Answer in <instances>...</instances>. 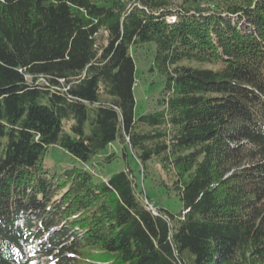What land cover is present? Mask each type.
<instances>
[{"label":"trees","instance_id":"obj_1","mask_svg":"<svg viewBox=\"0 0 264 264\" xmlns=\"http://www.w3.org/2000/svg\"><path fill=\"white\" fill-rule=\"evenodd\" d=\"M146 44L165 84L135 119ZM115 141L159 164L180 213H154L130 168L45 165ZM38 257L264 264V0H0V264Z\"/></svg>","mask_w":264,"mask_h":264},{"label":"rangeland","instance_id":"obj_2","mask_svg":"<svg viewBox=\"0 0 264 264\" xmlns=\"http://www.w3.org/2000/svg\"><path fill=\"white\" fill-rule=\"evenodd\" d=\"M154 44H146L136 49L134 52L136 59V85L134 88L135 95V119L140 115L151 113L159 110L158 98L165 84V79L159 72L153 69L154 63ZM180 64L192 67H205V64L195 60H184ZM115 153L116 158L106 161L105 157ZM46 167L59 174L64 170L74 166L84 167L95 173L102 179H107L112 174L125 171L130 168L135 176L138 192H144L147 201L156 208H164L172 213L178 214L183 209V202L174 194L159 184L161 181L168 182L170 177L161 170L159 164L155 161H149L146 164V173L140 162L134 157L129 146L124 148L119 141L113 142L106 151L95 156L90 162H82L59 147H50L45 159ZM38 251L37 243H32V252ZM73 257V255H72ZM55 260L48 257H38L31 264H55Z\"/></svg>","mask_w":264,"mask_h":264},{"label":"built area","instance_id":"obj_3","mask_svg":"<svg viewBox=\"0 0 264 264\" xmlns=\"http://www.w3.org/2000/svg\"><path fill=\"white\" fill-rule=\"evenodd\" d=\"M150 208L154 211V206L153 205H150ZM154 213H155V211H154Z\"/></svg>","mask_w":264,"mask_h":264}]
</instances>
